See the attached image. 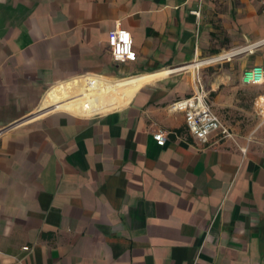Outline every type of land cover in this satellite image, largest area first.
<instances>
[{"label":"crops","instance_id":"crops-1","mask_svg":"<svg viewBox=\"0 0 264 264\" xmlns=\"http://www.w3.org/2000/svg\"><path fill=\"white\" fill-rule=\"evenodd\" d=\"M115 28L133 41L123 63ZM227 54L123 106L38 114L62 82L149 79ZM252 66L264 68L260 0H0V264H264V135L237 120L252 114L248 92L264 99V84L241 80ZM199 90L232 139L201 145L169 111Z\"/></svg>","mask_w":264,"mask_h":264},{"label":"built area","instance_id":"built-area-1","mask_svg":"<svg viewBox=\"0 0 264 264\" xmlns=\"http://www.w3.org/2000/svg\"><path fill=\"white\" fill-rule=\"evenodd\" d=\"M260 8L262 14H264V0H260ZM108 44L112 48V57L115 62L123 63L131 57L133 41L127 30L122 28L111 30L108 33ZM241 80L247 85L264 84V68L252 66L245 69L241 75ZM168 109L171 112H182L184 114L188 132L201 145L207 144L212 136L219 139L233 138L232 132L213 113L203 90H199V92L188 98L172 102ZM152 136L157 145L164 146L166 142L165 132L158 130ZM22 249L28 250L29 248L25 246Z\"/></svg>","mask_w":264,"mask_h":264},{"label":"bare ground","instance_id":"bare-ground-1","mask_svg":"<svg viewBox=\"0 0 264 264\" xmlns=\"http://www.w3.org/2000/svg\"><path fill=\"white\" fill-rule=\"evenodd\" d=\"M252 48V47H251ZM250 51V50H249ZM228 58L227 55H218L204 60H195L189 64L164 70L160 73L153 74L149 79L140 77L131 81L130 86L121 84L105 83L101 85L95 82L91 76L83 77L77 82H87V85L80 83H69L66 86L55 85L44 96L38 109V114H43L55 109H65L83 114H92L105 111L110 107L126 105L138 87L154 82L171 73L180 70H195L200 66L209 64L214 61Z\"/></svg>","mask_w":264,"mask_h":264},{"label":"rangeland","instance_id":"rangeland-1","mask_svg":"<svg viewBox=\"0 0 264 264\" xmlns=\"http://www.w3.org/2000/svg\"><path fill=\"white\" fill-rule=\"evenodd\" d=\"M237 56H241V55H237ZM221 62L223 61L205 64V65L200 66L197 70H201V68H204L205 66H210V65L217 66V64ZM69 83H78V82H75V81L74 82H62L59 85L66 86ZM109 83L121 84L124 86L131 85V81H126V82L112 81ZM258 91L260 93L263 92L262 94H264V87L262 89H259ZM254 94L256 93L254 92ZM260 99L258 97L257 99L253 100V96L249 92L247 93V96H243V100H245L246 104H249L250 107L252 106L253 110H252V114L249 115V117L247 115H244L245 117L240 116L237 118V120L242 121V124L240 125L241 134L246 135L249 138L255 136L256 134L264 135V102H263L264 99L263 100H260ZM250 107L249 108L246 107V111H249V109H251Z\"/></svg>","mask_w":264,"mask_h":264}]
</instances>
